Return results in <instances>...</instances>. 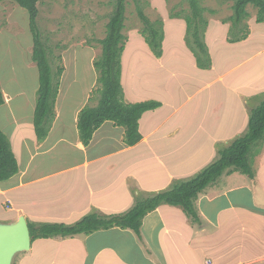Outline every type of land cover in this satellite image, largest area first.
Returning a JSON list of instances; mask_svg holds the SVG:
<instances>
[{
  "label": "rangeland",
  "instance_id": "rangeland-1",
  "mask_svg": "<svg viewBox=\"0 0 264 264\" xmlns=\"http://www.w3.org/2000/svg\"><path fill=\"white\" fill-rule=\"evenodd\" d=\"M199 1L207 9L205 15L209 25L206 30L202 28V34L212 58L209 69L198 66L185 42L189 0H127L125 12L124 88L140 98L164 100V109L158 116V113L152 115L153 125L149 121L145 124L161 127L153 137L168 135L176 142L185 143L179 146L175 143L172 149L170 146L161 151L144 143L133 150L134 158L137 157L139 163L143 160L137 172L130 165H117L116 159L111 158L77 168L71 173L73 175L67 174L59 181L56 179V188L48 189L51 181L46 182L40 188L45 191L37 194L34 204L26 207L39 206L40 210L47 209V213L37 211L36 217H28L31 222L73 224L89 213L124 214L139 199L166 191L197 175L220 156L224 147L245 134L252 108L264 99V53L261 51L264 24L257 23L258 9L249 5L250 16L244 23L250 33L253 31L252 39L247 45L226 47L221 38L228 40L230 36L235 0ZM115 3L116 0H42L38 3V25L54 75H58L60 86L63 84L64 95L75 97L74 101L67 102L68 105L76 103L77 107L83 106L82 110L99 102L94 61L101 55L99 41L106 36ZM139 8L153 21L162 19L164 22L163 53L167 52L164 66L158 63L161 58L154 55L141 34L143 21ZM33 46L28 11L13 0L0 2V88L4 85L13 99L12 104L18 106L12 115L25 117L21 119L24 122L18 121L15 127L16 124L8 123L11 114L3 118L7 110L1 107L0 125L5 133L20 142L17 154L22 161L28 154L22 147L23 136L30 139L32 132L36 135L33 119L29 126V113H26L32 106L27 103L28 92L33 102L39 84V70L32 59ZM254 50L258 51L250 58V63H243ZM213 57L217 62L216 72L210 70ZM59 68H63L61 75ZM189 97L193 99L191 105L200 103L205 112L207 122L201 139V133L194 139L192 136L186 139L174 129L181 118V112L176 110ZM70 108L68 106L66 111L68 128L59 139L60 143L52 138L49 143H54L55 149L40 155L49 162L44 167L40 166L44 160L38 162L40 165L35 168L50 171L77 165L83 160L84 153L75 148L73 141L75 130ZM106 131H110L108 125L101 129L95 144L88 150L89 157L119 146L114 140L118 131L115 134H106ZM35 139V142H42L37 135ZM258 148L252 160L253 176L239 171L227 172L198 195L199 222L190 218L182 207L165 204L144 218L142 239L131 229L119 227L91 235L50 238L59 243L48 248L36 245L39 248L36 253L32 244L33 248L15 256L13 264H29L33 259L35 264H264V253L257 255L264 251V141ZM124 153L118 156L133 161ZM75 194L81 197L80 201L74 200ZM54 206L57 207L51 212L49 208ZM1 210L4 213L11 210L0 207V218L4 220ZM56 249L59 252L55 254Z\"/></svg>",
  "mask_w": 264,
  "mask_h": 264
},
{
  "label": "trees",
  "instance_id": "trees-1",
  "mask_svg": "<svg viewBox=\"0 0 264 264\" xmlns=\"http://www.w3.org/2000/svg\"><path fill=\"white\" fill-rule=\"evenodd\" d=\"M4 0H0L2 2ZM25 8L29 14V26L33 35V55L39 70L40 86L37 90L36 107L34 110V127L38 140L47 138L54 120L55 100L59 93L60 82L54 75L49 57V51L42 41L38 25V3L42 0H13ZM190 12L185 15L187 23L186 44L193 52L197 64L202 68L212 67V58L202 28L208 27L207 10L199 0H189ZM258 9L257 23H264V0H235L234 13L230 17L233 27L228 41L231 43L244 41L250 31L244 20L250 16L248 6ZM127 0H116L115 8L107 23L106 36L99 42L102 46L101 55L94 61L98 73L97 81L100 93L96 106H85L79 113L78 130L80 141L89 145L94 133L106 121H113L116 126L125 128V143L128 146L138 144L143 135L140 131V119L149 110L162 106L157 100H145L130 103L125 99L123 85L122 57L126 48L127 36L124 34ZM215 12V11H213ZM139 15L143 21L141 34L157 58L163 56V42L165 39L162 19L153 21L139 8ZM63 68H59L61 75ZM5 103L0 88V106ZM264 141V99L252 108L245 134L235 138L232 143L224 147L220 156L206 165L197 175L174 184L172 188L154 195L139 199L129 211L124 214L102 216L89 213L82 218L67 224L63 222L33 223L28 220L32 242L36 239L76 237L80 234L91 235L99 230H110L114 227L129 228L142 239L144 218L163 204L182 207L184 212L194 221L201 220L197 208L198 195L217 183L224 174L234 171L254 175L252 160L259 151L258 146ZM20 172V166L11 142L0 127V181L7 180Z\"/></svg>",
  "mask_w": 264,
  "mask_h": 264
},
{
  "label": "crops",
  "instance_id": "crops-1",
  "mask_svg": "<svg viewBox=\"0 0 264 264\" xmlns=\"http://www.w3.org/2000/svg\"><path fill=\"white\" fill-rule=\"evenodd\" d=\"M259 24L263 25L264 23H259ZM251 29L253 30V27H251ZM252 35H253V31H252V33H250L248 39H246L245 41L236 42L234 44L229 42L226 39H223V38H221V41L223 42V44L227 45L226 47H230V45H231V47L237 48L241 44L247 45L249 43V41L252 39L251 38ZM185 50H186V48H185ZM258 50L251 51L250 54L248 53V55L243 60V63H247V64L250 63V58H252L254 56V53ZM261 51H262V53H264V48ZM180 52H181V49H180ZM211 52H213L212 48H211ZM165 56H167L166 50L164 51L163 56H162L161 61H160L162 63L158 62L162 66H164ZM213 60H214L213 68L210 70L216 72V70H215L216 63H217L216 58L213 57ZM166 65L167 64H165V66ZM123 72H124V70H123ZM174 73H176V71ZM95 76H96V72H95ZM2 86H3L2 93H3L5 103L2 104L0 106V108L6 107L7 114L3 113V118H5L9 114L12 115V113L14 112V109H16V107H18V106L12 104L13 99H11V97L7 94V92L4 88V85H2ZM39 86H40V83L38 84V86L36 88V92H37ZM63 91H64V86L61 83L59 93H58V96H57V99L55 102V107H54L56 117L54 118L53 123H52L51 128H50V132H49L47 138L45 139V141L47 139H48V141L47 142L42 141L41 143L35 142L36 141V139H35L36 135H34L33 132L31 133L30 139H29V137L23 136L22 147L25 151L28 150L27 151L28 154H27V157L25 160H23V161L20 160L19 159L20 156H19V154H17L18 153L17 147L20 146V142H17L15 138L13 139L12 137H10L6 133V135L8 136V138L11 142L13 150L16 149V151L14 150V152H15L16 157H17L18 162H19L20 172L17 175H14L7 180L0 181V207L3 209L5 207V208H8L11 210V211L5 212V213L1 210V212L4 213L5 217H4V220L2 218H0V223L15 222L20 218V216H25L27 219L30 216L36 217V214L39 213L37 211H42L39 214L47 213V209L40 210L39 206L28 208V207H26V205L29 203L34 204V202L37 199L36 195L42 194L45 191V190H40V188L42 189V186H45L46 182L51 181V184L48 185L49 186L48 189L56 188L57 187L56 179L59 181L67 174L73 175L75 173L74 172L75 169H77V168L84 167L85 165L86 166H92L93 164L99 163L103 160L111 159V158L113 160V158H114L117 161V163H116L117 165H119V164H120V166L130 165L131 169L134 172H137L136 169L137 168L140 169L142 167L143 160L139 163L137 161V157L135 159L133 156V150L135 151L138 147H141L144 143L149 144L152 149L153 148L158 149L157 151L168 150V147H170V146H171L170 149H172V147L174 146L175 143L177 146H179L181 143H182V145L185 143L182 141L176 142V141H174V137L171 138L168 135L167 136L162 135V136L153 137L157 132L161 131V127L158 128L159 127V124H158L157 126H155L153 128L151 126H147V124H145V123H147L149 121L153 125V123H152L153 122V116L152 115H155L158 113L157 114V116H158L159 113L166 106V103L164 100H157V101L162 102V106L159 107L158 109L149 110V111L145 112L143 114L142 118L140 119V131L143 135V138L138 144H136L134 146H128L125 143V128L122 126H116L113 121H106L99 129H97L95 131L94 136H93L90 144L86 146L80 141L79 130H78V118H79L78 113L83 106L77 107L76 103L68 105L67 102L68 101H71V102L74 101L75 97L67 98L65 96L66 94L64 95ZM161 93L162 92H158V94H161ZM64 96L66 97L65 100L63 99ZM27 99H28L27 103L32 105L30 108V111H29V109H27L28 111H26V113H29L28 114V119H29L28 124H29V126H31V124H30L31 119H34V110L36 107V100L33 99V102H32L31 94L29 92H28ZM125 99L127 102H130V103L140 102V101H145V100H155V99H144V98L138 97L137 95H131L126 91V89H125ZM141 99H144V100H141ZM192 100H193L192 97H189L188 99H186L183 106L176 110V112H181V118L179 120V123H177L175 125L174 129H176L175 131H177L178 133L179 132L182 133L180 136L185 137L186 139H187V136H189V138H191L190 136H192L194 139L197 137L198 134L201 133V135H200V139H201L202 137H204V133H205L204 124L207 122V120L204 118L205 112L201 108L202 106L199 105L200 103H196L195 105H191L190 102ZM82 104L84 105V103H82ZM215 104L216 103L214 102V105ZM68 106L71 107L70 108V112L72 113L71 114L72 115L71 120L73 121V129L75 130V133L73 134V137H74L73 141L75 144V148H77L79 151H82L84 153L83 160H81V163L77 164L78 166L72 164L66 168H59V169H54V170H50V171H47L43 168H35L37 165H40V164H38V162H41L44 160L42 162V164L40 165L43 167L45 164H47L49 162L46 160V159H48L46 157H45L46 159L40 158V155L42 153L46 152L48 154V152H52L55 149V144L54 143L51 144V143H49V141H51V139L53 138L54 142H56V140H57V142L60 143L59 139H61L63 137V135L65 134L66 128H68V123L66 120V117H67L66 111H67ZM17 116L18 115H15V116L12 115V119L10 121H8V123L12 124V125L16 124L15 127H17L18 121L24 122V120H21V119L25 118L24 116H21L20 118ZM107 125H108V130L110 129V131H106L105 132L106 134L107 133L115 134L118 131L117 135H115L116 137H114L115 138L114 140H116V142L119 144V146L113 148L112 150H110L108 152H104V153H101L98 155H92V157H89L90 154L88 153L89 152L88 150L91 149L93 147V145L95 144V141L97 139V135H99V132L101 131V129H103ZM0 127L3 128L1 125H0ZM144 130L147 133H145ZM6 131H8V130H6ZM8 132H11V131H8ZM70 136H71V134H70ZM151 137H153V138L148 141V139ZM199 140H198V142H199ZM12 141H13V143H12ZM155 144H159V146L156 147ZM168 144H169V146H168ZM71 147H74V146H71ZM20 150H21V152H23L22 149H20ZM123 152H125L124 155H127L126 157L128 159L133 160V161L126 160V158H120L121 156L119 157L118 155H121V153H123ZM47 154H46V156H47ZM142 155H143V153H142ZM72 172H74V173L71 174ZM33 189H35L37 191L40 190V191L37 192L34 190V192H33ZM31 192H33V194ZM76 199H79V201H80L81 197L75 194L74 200H76ZM21 201L24 202L23 206L20 205ZM163 205H165V204H163ZM161 206H159L158 208H160ZM56 207L57 206H54V207L49 208V209L52 212L55 210ZM36 241H37V239L34 242H32V244L34 245V247L36 245H38L40 248H42V247L48 248L49 246L53 247L54 245H56V243H59L53 239H42V238L38 239L37 242ZM34 249H35V251H34L35 253L38 252V250H39V248H36V247ZM58 249L54 250L55 254L59 252ZM263 253H264V251L260 252L257 255H260ZM29 264H35L34 259H33V262H31Z\"/></svg>",
  "mask_w": 264,
  "mask_h": 264
},
{
  "label": "water",
  "instance_id": "water-1",
  "mask_svg": "<svg viewBox=\"0 0 264 264\" xmlns=\"http://www.w3.org/2000/svg\"><path fill=\"white\" fill-rule=\"evenodd\" d=\"M31 247V231L25 216L12 223H0V264H13L19 252Z\"/></svg>",
  "mask_w": 264,
  "mask_h": 264
}]
</instances>
